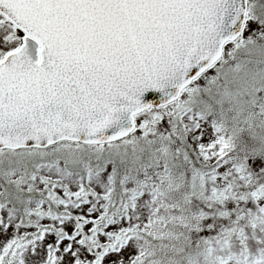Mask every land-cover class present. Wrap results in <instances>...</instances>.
Returning <instances> with one entry per match:
<instances>
[{
  "label": "snow or ice",
  "instance_id": "obj_1",
  "mask_svg": "<svg viewBox=\"0 0 264 264\" xmlns=\"http://www.w3.org/2000/svg\"><path fill=\"white\" fill-rule=\"evenodd\" d=\"M0 264H264V0H0Z\"/></svg>",
  "mask_w": 264,
  "mask_h": 264
}]
</instances>
